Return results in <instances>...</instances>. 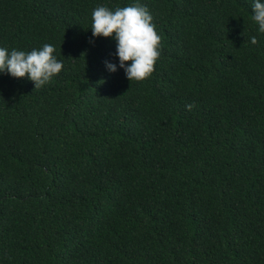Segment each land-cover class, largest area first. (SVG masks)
<instances>
[{
	"label": "trees",
	"instance_id": "trees-1",
	"mask_svg": "<svg viewBox=\"0 0 264 264\" xmlns=\"http://www.w3.org/2000/svg\"><path fill=\"white\" fill-rule=\"evenodd\" d=\"M127 2L0 0V46L64 61L39 88L0 73V264H264L251 0H141L162 47L140 81L91 34L95 6Z\"/></svg>",
	"mask_w": 264,
	"mask_h": 264
},
{
	"label": "clouds",
	"instance_id": "clouds-1",
	"mask_svg": "<svg viewBox=\"0 0 264 264\" xmlns=\"http://www.w3.org/2000/svg\"><path fill=\"white\" fill-rule=\"evenodd\" d=\"M252 19L258 25L257 32L264 33V0H251ZM92 37H111L115 41L118 62L105 60L110 72L122 68L126 77L140 81L151 75L160 56L161 35L156 29L153 14L141 0H129L122 6L110 7L100 3L91 12ZM257 43V36L250 38ZM130 61V62H129ZM64 67L58 58L56 46L43 43L40 47L24 50L16 47L0 46V73L13 77H25L39 88L50 82ZM191 109L192 104H186Z\"/></svg>",
	"mask_w": 264,
	"mask_h": 264
}]
</instances>
